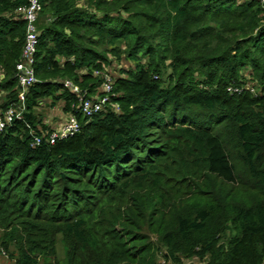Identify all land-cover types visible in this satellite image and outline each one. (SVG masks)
I'll use <instances>...</instances> for the list:
<instances>
[{"label":"trees","instance_id":"1","mask_svg":"<svg viewBox=\"0 0 264 264\" xmlns=\"http://www.w3.org/2000/svg\"><path fill=\"white\" fill-rule=\"evenodd\" d=\"M27 3L0 0V109L19 105ZM42 5L37 82L0 131L3 255L264 264V0ZM112 71V104L84 118L63 82L92 97L103 85L95 72ZM47 101L76 115L80 132L50 144Z\"/></svg>","mask_w":264,"mask_h":264},{"label":"built area","instance_id":"2","mask_svg":"<svg viewBox=\"0 0 264 264\" xmlns=\"http://www.w3.org/2000/svg\"><path fill=\"white\" fill-rule=\"evenodd\" d=\"M42 7V0H28L27 5L19 9V13L26 23L25 43L21 59L16 66L19 85V105H10L6 109H0V131L5 130L16 119L22 117V114L26 111L25 102L28 90L37 82L34 63L39 43L37 22ZM95 75L103 77V85L101 92L92 97H88L72 81L66 80L63 82L64 88L71 90L78 96L79 112L84 118L88 119L104 112L112 104L114 78L107 72H95ZM81 128V123L76 115L69 114L59 127L52 128L48 140L50 144H55L58 140L66 139L79 133ZM41 142V137L36 136L34 145H39Z\"/></svg>","mask_w":264,"mask_h":264},{"label":"rangeland","instance_id":"3","mask_svg":"<svg viewBox=\"0 0 264 264\" xmlns=\"http://www.w3.org/2000/svg\"><path fill=\"white\" fill-rule=\"evenodd\" d=\"M122 65L125 66V67H127V66L130 65V63H127V62L123 61L122 64H121V66ZM116 75H117V73L115 71L114 72L112 71V76H116ZM49 103L51 104L50 101H49ZM59 106H60V104H58L55 107H51V105L50 106H47V104L43 105L42 109H44V110H42V109L40 110V113L43 116V120H45V118L46 119L49 118L50 120L52 119V120H56L58 122H61L60 117H58L59 116V112H58L59 111V109H58ZM59 239H61V237ZM57 249H58V257L60 259L63 258V255H64V253H63V246H62L60 240L58 241ZM3 254L4 253H2L0 251V264H14V262L8 257V255L4 256ZM159 263L160 264H172V263H166L165 262V259H163V258H160L159 259ZM183 264H198V262L196 260H186V261H184Z\"/></svg>","mask_w":264,"mask_h":264},{"label":"crops","instance_id":"4","mask_svg":"<svg viewBox=\"0 0 264 264\" xmlns=\"http://www.w3.org/2000/svg\"><path fill=\"white\" fill-rule=\"evenodd\" d=\"M45 103L47 104V106H50V103L49 102H44V103H42L41 105H45ZM42 109V108H41ZM40 109V110H41ZM59 116L58 117H60V120H61V122H63L65 119H66V117L68 116V114H65V113H63V111H62V106H61V104H60V106H59ZM42 110H44V109H42ZM49 126H51L52 128H54V127H59L60 126V124H61V122H58V121H56V120H50L49 118L48 119H46L45 118V120H44Z\"/></svg>","mask_w":264,"mask_h":264}]
</instances>
